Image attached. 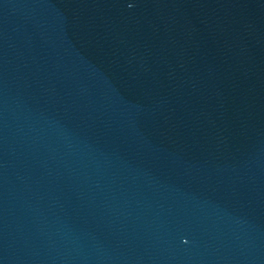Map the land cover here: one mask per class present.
<instances>
[{
	"label": "water",
	"instance_id": "obj_1",
	"mask_svg": "<svg viewBox=\"0 0 264 264\" xmlns=\"http://www.w3.org/2000/svg\"><path fill=\"white\" fill-rule=\"evenodd\" d=\"M0 264H264V0H0Z\"/></svg>",
	"mask_w": 264,
	"mask_h": 264
}]
</instances>
